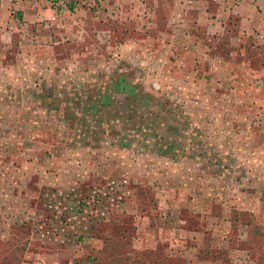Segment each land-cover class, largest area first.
<instances>
[{
  "label": "rangeland",
  "instance_id": "374dc122",
  "mask_svg": "<svg viewBox=\"0 0 264 264\" xmlns=\"http://www.w3.org/2000/svg\"><path fill=\"white\" fill-rule=\"evenodd\" d=\"M102 2L0 26V264H264V43Z\"/></svg>",
  "mask_w": 264,
  "mask_h": 264
},
{
  "label": "crops",
  "instance_id": "0c3cea01",
  "mask_svg": "<svg viewBox=\"0 0 264 264\" xmlns=\"http://www.w3.org/2000/svg\"><path fill=\"white\" fill-rule=\"evenodd\" d=\"M69 1L70 5L57 9L48 0H0V26H5L4 34H7L10 32L7 26L11 24L12 27L13 23L19 29L23 24H35L44 19L52 20L54 16L56 22H60L65 15H75V11L77 12L82 6V1L89 4L90 0ZM158 1L103 0L102 7L97 12L99 23L101 25L102 19L110 18L120 22L133 21L135 25L143 20L149 21L151 8H155ZM174 1L182 6L180 21H182V31L186 29L185 36L190 37L194 30L202 28L208 34L218 36L220 33L222 35L228 33L230 38L234 35H244V38L253 36L264 43V0Z\"/></svg>",
  "mask_w": 264,
  "mask_h": 264
},
{
  "label": "built area",
  "instance_id": "2783aa9c",
  "mask_svg": "<svg viewBox=\"0 0 264 264\" xmlns=\"http://www.w3.org/2000/svg\"><path fill=\"white\" fill-rule=\"evenodd\" d=\"M52 5L55 6V7H60V6H64V5H67L69 3V0H50ZM56 17L54 16L52 18V20H55Z\"/></svg>",
  "mask_w": 264,
  "mask_h": 264
},
{
  "label": "trees",
  "instance_id": "16d2710c",
  "mask_svg": "<svg viewBox=\"0 0 264 264\" xmlns=\"http://www.w3.org/2000/svg\"><path fill=\"white\" fill-rule=\"evenodd\" d=\"M72 8V7H71Z\"/></svg>",
  "mask_w": 264,
  "mask_h": 264
}]
</instances>
